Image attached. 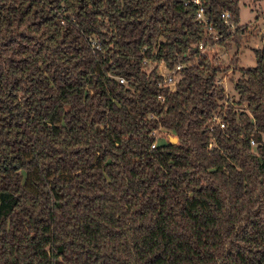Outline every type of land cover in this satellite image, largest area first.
Instances as JSON below:
<instances>
[{"label": "trees", "instance_id": "trees-1", "mask_svg": "<svg viewBox=\"0 0 264 264\" xmlns=\"http://www.w3.org/2000/svg\"><path fill=\"white\" fill-rule=\"evenodd\" d=\"M246 32L239 0H0V264H264V44L238 111L198 50Z\"/></svg>", "mask_w": 264, "mask_h": 264}, {"label": "rangeland", "instance_id": "rangeland-1", "mask_svg": "<svg viewBox=\"0 0 264 264\" xmlns=\"http://www.w3.org/2000/svg\"><path fill=\"white\" fill-rule=\"evenodd\" d=\"M239 24L247 27L246 35L240 40L239 49L231 43L227 47L214 46L213 50L208 51L212 65L225 69L223 73H218L216 81L224 89L226 104L233 105L237 111L244 106H236L237 95L233 91L232 82L239 77L236 71L238 68H250L256 64L253 50L260 49L264 44V3L239 0ZM237 50V62H234ZM157 137L170 138L173 144L176 143L171 132H161Z\"/></svg>", "mask_w": 264, "mask_h": 264}, {"label": "built area", "instance_id": "built-area-1", "mask_svg": "<svg viewBox=\"0 0 264 264\" xmlns=\"http://www.w3.org/2000/svg\"><path fill=\"white\" fill-rule=\"evenodd\" d=\"M193 2L196 3V0H193ZM220 17L223 20V22L226 25H228L230 27L231 31L233 32L235 30V26H233V24L230 23V15L226 12H223L220 15ZM196 19H197L198 24L203 25L205 27V36L206 37L212 36L214 40L218 39L216 32L212 29L211 26L208 25L209 20L204 16L203 10L201 8H199V10L197 11ZM198 50L201 54L206 53L208 55V51L213 50V48H210L205 43H200L198 45ZM182 67H183V65L177 64L174 68L169 70L166 67V65L163 63L158 65L157 66V74L162 78L160 85L164 86L165 88H168L170 91H174L175 86H176V82H177L176 72L178 70H180ZM120 82L123 83V80H120ZM216 122L219 124L221 129L224 128V124L220 121V119L217 118ZM154 135L156 138H155L154 143L151 145V149H154L155 147H158V146L163 145V144L171 143L170 138L165 139L164 137H157L159 135L157 133H154ZM250 145L252 147H255V143L253 140H250Z\"/></svg>", "mask_w": 264, "mask_h": 264}, {"label": "water", "instance_id": "water-1", "mask_svg": "<svg viewBox=\"0 0 264 264\" xmlns=\"http://www.w3.org/2000/svg\"><path fill=\"white\" fill-rule=\"evenodd\" d=\"M174 140V139H173ZM175 141H176V139H175ZM171 144H173V142H171Z\"/></svg>", "mask_w": 264, "mask_h": 264}]
</instances>
